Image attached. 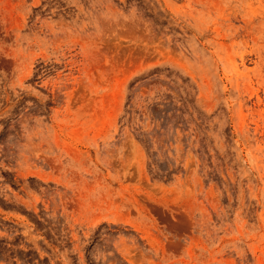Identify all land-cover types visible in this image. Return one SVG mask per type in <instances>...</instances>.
Listing matches in <instances>:
<instances>
[{
	"label": "rangeland",
	"instance_id": "rangeland-1",
	"mask_svg": "<svg viewBox=\"0 0 264 264\" xmlns=\"http://www.w3.org/2000/svg\"><path fill=\"white\" fill-rule=\"evenodd\" d=\"M0 264H264V0H0Z\"/></svg>",
	"mask_w": 264,
	"mask_h": 264
}]
</instances>
